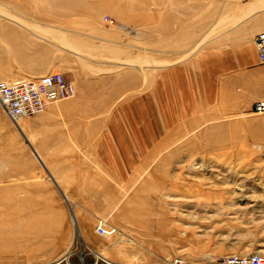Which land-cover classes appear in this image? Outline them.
<instances>
[{
  "label": "rangeland",
  "instance_id": "obj_1",
  "mask_svg": "<svg viewBox=\"0 0 264 264\" xmlns=\"http://www.w3.org/2000/svg\"><path fill=\"white\" fill-rule=\"evenodd\" d=\"M247 1L0 0V81L60 72L76 87L89 83L86 94L98 100L109 80L140 78L138 90L118 89L115 103L105 110L101 102L104 111L90 118L115 122L93 130L94 140H123L124 162L118 173L112 160L93 168L103 178L102 198L82 194L86 209L53 183L28 142L36 140L25 131L30 118L16 122L0 105V264H251L264 258V115L216 113L213 98L202 102L193 94L198 58L228 48ZM88 26L93 37L86 36ZM74 38L88 45L79 60L67 51ZM35 54L58 63L34 64L43 73L31 76L28 56ZM181 68L188 74L176 73ZM152 77L156 94L149 91ZM171 78L188 81L189 93L171 97ZM101 223L116 233L100 235Z\"/></svg>",
  "mask_w": 264,
  "mask_h": 264
},
{
  "label": "crops",
  "instance_id": "obj_2",
  "mask_svg": "<svg viewBox=\"0 0 264 264\" xmlns=\"http://www.w3.org/2000/svg\"><path fill=\"white\" fill-rule=\"evenodd\" d=\"M244 14L243 23L229 31L230 43L226 50H220L219 54L204 55L197 60V85L194 89L196 93L193 94L202 102L204 97L213 98L212 104L215 106L213 111L216 113L249 114L254 111L257 102L264 101V68L259 64L255 44L256 37L264 33V0H248L244 4ZM14 31L16 35L20 33L24 39V34L18 30ZM86 32L88 33L86 36L89 33L92 37L93 34H96L90 26L87 27ZM87 46L83 40L74 38L67 51L71 54L72 60H79L81 51H85ZM30 57L31 64L29 65L31 67L27 70L31 76L38 77L43 73V69L34 67V64L58 63V61L49 60L51 58L46 60L47 57L41 54L28 56V60ZM49 57L55 58L51 52ZM176 73L188 74L182 68ZM128 76H133V78H128V82H126L122 77L120 84L116 80L114 82L109 80L110 84L106 88V92L96 96L98 100L94 96L86 94L85 90L90 88L87 87L89 83H77V93L74 98L51 104L42 114L30 117V120L26 122L25 131L30 137L35 134L36 138L34 142L29 139V144L35 145V149H33L38 154L37 157L47 169L52 171L50 176L53 183L59 186L62 192L69 194V196H65L66 199L78 201L75 205L76 208L86 209L89 207L88 203L85 204L88 202V197H83L82 194L93 192L92 199L94 197L102 198L99 188L101 182L103 183V178L100 172L93 174V168L98 169L101 162L112 160L116 162V168H113L112 172L118 173V163L124 162L123 140L120 143L116 140L110 141L109 137L94 140L96 133L93 130H101L102 127L114 128L117 126L115 122L105 125L99 121H92L90 118L94 114L104 111L101 102L104 103L105 110L109 105L115 103L116 98L120 96L118 89H139V76L137 77L135 74ZM0 77L2 76L0 75ZM187 82L183 78L176 81L171 78L167 88L171 97L187 95L189 93V82ZM201 82L203 86H201ZM156 87V79L152 77V80L149 81V91L156 94ZM110 145L113 150L111 155L109 154ZM119 146L121 147L119 148ZM92 160H96L98 165H92ZM120 170L124 172L123 164L120 166ZM114 176L118 177L117 174ZM105 187L108 188L107 181ZM105 200L108 202V197ZM77 218V223H84L83 214L78 213Z\"/></svg>",
  "mask_w": 264,
  "mask_h": 264
},
{
  "label": "built area",
  "instance_id": "obj_3",
  "mask_svg": "<svg viewBox=\"0 0 264 264\" xmlns=\"http://www.w3.org/2000/svg\"><path fill=\"white\" fill-rule=\"evenodd\" d=\"M105 22L114 25V20L110 18H106ZM255 44L259 64L264 68V33L256 37ZM76 93L75 84L60 72L33 79L0 81V105L14 121L39 115L49 105L72 99ZM254 112L256 115H264V101L255 104ZM261 155L264 162V147H261ZM98 230L102 236H112L116 233V230L103 223L98 226ZM105 263L108 264L107 261ZM251 264H264V258L254 257Z\"/></svg>",
  "mask_w": 264,
  "mask_h": 264
},
{
  "label": "water",
  "instance_id": "obj_4",
  "mask_svg": "<svg viewBox=\"0 0 264 264\" xmlns=\"http://www.w3.org/2000/svg\"><path fill=\"white\" fill-rule=\"evenodd\" d=\"M24 136V135H23ZM25 137V136H24ZM26 138V137H25ZM75 220V219H74ZM76 223V222H75Z\"/></svg>",
  "mask_w": 264,
  "mask_h": 264
},
{
  "label": "bare ground",
  "instance_id": "obj_5",
  "mask_svg": "<svg viewBox=\"0 0 264 264\" xmlns=\"http://www.w3.org/2000/svg\"><path fill=\"white\" fill-rule=\"evenodd\" d=\"M16 122H18V121H16Z\"/></svg>",
  "mask_w": 264,
  "mask_h": 264
}]
</instances>
